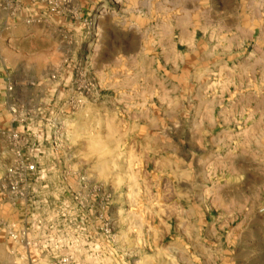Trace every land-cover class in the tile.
Here are the masks:
<instances>
[{"label": "rangeland", "instance_id": "obj_1", "mask_svg": "<svg viewBox=\"0 0 264 264\" xmlns=\"http://www.w3.org/2000/svg\"><path fill=\"white\" fill-rule=\"evenodd\" d=\"M63 258L264 264V0H0V264Z\"/></svg>", "mask_w": 264, "mask_h": 264}, {"label": "built area", "instance_id": "obj_2", "mask_svg": "<svg viewBox=\"0 0 264 264\" xmlns=\"http://www.w3.org/2000/svg\"><path fill=\"white\" fill-rule=\"evenodd\" d=\"M36 171V165L34 163H26L21 161L16 166L9 167L6 171L5 181L7 182V189L14 197H21L25 192V184L27 181L25 177L27 175L34 174ZM70 261L67 258L60 259L54 264H69Z\"/></svg>", "mask_w": 264, "mask_h": 264}, {"label": "bare ground", "instance_id": "obj_3", "mask_svg": "<svg viewBox=\"0 0 264 264\" xmlns=\"http://www.w3.org/2000/svg\"><path fill=\"white\" fill-rule=\"evenodd\" d=\"M98 44V43H97ZM99 45V44H98ZM96 48V47H95ZM98 49V48H97Z\"/></svg>", "mask_w": 264, "mask_h": 264}]
</instances>
